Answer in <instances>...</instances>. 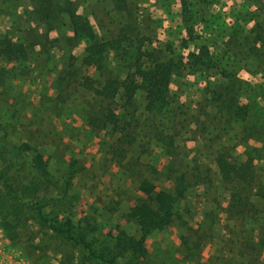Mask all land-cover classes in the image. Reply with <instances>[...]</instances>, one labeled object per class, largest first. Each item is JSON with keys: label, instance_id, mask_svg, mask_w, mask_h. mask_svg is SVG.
<instances>
[{"label": "rangeland", "instance_id": "rangeland-1", "mask_svg": "<svg viewBox=\"0 0 264 264\" xmlns=\"http://www.w3.org/2000/svg\"><path fill=\"white\" fill-rule=\"evenodd\" d=\"M73 1L77 11L103 39L112 38L130 22L134 25L136 22L138 27L132 30L139 35L136 44L145 42L146 46L173 56L187 54L200 44L209 45L217 66L215 77L202 69L172 78L170 100L178 119L171 124L178 132L175 141L180 145L176 157L168 155L155 137L151 135L149 139L146 114L140 108L135 113L140 126L137 129L139 145L135 144L124 161L144 171L158 188L170 186L165 180L164 166L171 159L178 163L180 170L187 171L188 176L199 173L203 181L202 185L187 189L178 202V216L170 226L146 237L148 252L141 264H236L243 261V256L230 260L241 250L240 237L237 239L235 230H242L239 233L242 240L247 236L256 241L264 239V203L257 204L258 222L235 224L228 218L226 185L214 163V151H223L230 161L238 162L244 159L246 144L259 146L261 143L247 140L242 135L241 125L230 123L228 115L216 112V107L205 96H208V86L218 76L224 74L225 80L239 77L245 81L242 89L251 91L255 107L263 111L264 0H131V17L116 10L109 0ZM26 12V0H0V35L14 39L12 32L21 36L23 31H28ZM185 26H190L192 31H186ZM68 28L69 24L63 19L48 33L45 45L36 44L32 51L34 57L22 64L0 57V123L18 124L19 129L7 136L16 144L29 136L27 130L33 121L41 127L40 137L47 139L48 136V141L64 137L62 142L69 144L66 152H71L65 154L66 163L73 162L71 158L76 160L74 178L64 199L68 206L64 208L70 210L75 221L84 222L88 217V224L93 228H88V240L98 244L114 226H126L122 216L134 203L136 182L130 171L109 155V133L92 135L89 129L81 133L84 124L76 106L63 107L60 111L52 100L56 95L54 79L62 67V57L64 59L67 53L81 56L83 52L84 43L69 37ZM30 30L36 39L37 34H44L37 26ZM184 41L187 49L182 48ZM44 49L49 52L43 53ZM116 60L115 55L108 56L107 67L113 68ZM24 64L28 71L22 70ZM203 108L209 112L201 117L203 125H188L187 120ZM114 129L117 130L116 125L111 130ZM221 142L224 147H218ZM60 151L50 153L54 169H61L65 164L61 159L63 150ZM253 164L255 181L259 184L264 181V160L254 159ZM196 165L198 172L193 169ZM16 232L17 237L12 240L0 216V264H100L91 259L88 263L82 262L76 246L40 223L29 205L21 209V224ZM197 241L199 247H195ZM256 250L260 252L248 251L253 262L264 264V248L259 245Z\"/></svg>", "mask_w": 264, "mask_h": 264}, {"label": "trees", "instance_id": "trees-1", "mask_svg": "<svg viewBox=\"0 0 264 264\" xmlns=\"http://www.w3.org/2000/svg\"><path fill=\"white\" fill-rule=\"evenodd\" d=\"M26 1L27 23L30 28L39 27L44 34H37L39 38L36 39L29 28L21 36L12 32L10 35L14 39L0 35V57L9 61L17 60L18 64L24 63L27 58L34 57L33 47L40 43L44 46L48 33L64 19L69 24V37L76 42L82 41L84 47L81 56L67 53L64 59L62 57V67L54 79L56 95L52 100L57 108L60 107V111L63 107L76 106L84 124L81 133L89 129L92 135L110 134L108 153L116 163L130 171L136 182L137 194L133 205L122 216L126 226H114L98 244H94L88 240V228L91 227L88 217L84 218V222L75 221L70 216V210L64 208L68 206L64 199L76 171L73 168L76 165L75 159L71 158L73 162L66 163L65 154L71 152H66L69 144L62 142L64 137L51 141L47 140L48 136L47 139L40 137L41 127L33 121L27 130L29 136L16 144L9 141L7 136L19 129L18 124L15 123L16 128L13 123H0L2 225L14 240L17 237L16 228L21 224V209L29 205L40 223L76 246L81 252L82 262L88 263V259H91L100 264H141L148 252L146 237L151 232L170 226L178 216V202L187 189L193 185H202L203 181L199 173L193 172L188 176L187 171L180 170L178 163L171 159L164 166L165 180L170 186L158 188L144 171L136 170L134 164L124 161L135 144L139 145L137 129L140 126L135 113L143 109L149 139L152 135L168 155L176 157L180 145L175 141L178 132H175L171 124L178 119L170 100L172 78L176 74L188 75L202 69L210 77H215L217 66L209 45L200 44L187 54L173 56L162 49L150 48L145 42L136 44L139 35L132 31L138 27L136 22L135 25L130 22L127 28L120 29L112 38L103 39L84 15L77 11L73 0ZM109 1L116 10L132 16L131 0ZM185 29L192 31L190 26H185ZM187 45L184 41L182 48L187 49ZM45 52L49 50L44 49ZM111 54L117 60L113 68H108L105 60ZM27 68L24 64L22 70L28 71ZM244 83L239 77L225 80L223 74L208 86V96H205L216 107V112L228 115L230 123L241 125L242 135L247 140L261 143L259 146L246 144L244 159L238 162L230 161L223 151H214V163L227 190L229 205L226 213L235 224H242L243 221L258 222L260 209L257 204L264 203V181L258 184L252 169L254 159L264 160V109L260 112L255 107L251 91L242 89ZM199 112L187 120L188 125H203L201 117L209 115V112L204 108ZM114 125L117 130L112 131ZM221 145L224 147L223 142L218 147ZM60 150H63L61 159L65 164L61 169H54L50 153ZM194 167L198 172L199 167ZM240 231L237 228L235 234L237 239L240 237L241 250L230 260L243 256L244 260L236 264H256L248 251L258 254L260 250H256V247L260 245V248H264V239L256 241L243 236L246 238L242 240ZM187 243L184 242L186 247ZM195 247H199L198 241ZM187 248L190 249L189 246Z\"/></svg>", "mask_w": 264, "mask_h": 264}]
</instances>
